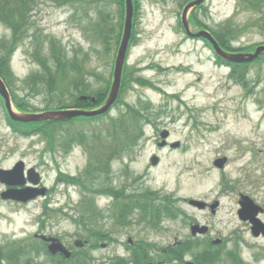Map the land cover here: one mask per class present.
<instances>
[{
	"label": "rangeland",
	"instance_id": "1",
	"mask_svg": "<svg viewBox=\"0 0 264 264\" xmlns=\"http://www.w3.org/2000/svg\"><path fill=\"white\" fill-rule=\"evenodd\" d=\"M100 2L71 0L62 7L55 0H37L35 6H38L39 13H33L34 26L30 28V38L17 50L11 64L14 74L20 80L13 84L15 91L29 101L32 109L37 111L55 106L45 91L28 97L26 92H30V87L23 85L25 78L38 68L31 57L38 36L57 38L70 53L81 50L80 59L85 61L88 72L84 78L90 84V90H94L88 92L104 93L107 90L113 79L117 44L122 30L113 36L112 47L109 42L105 44L101 30H98L100 27L97 26L101 19ZM103 2L104 10L115 23L121 22V5L116 0ZM186 3L187 0H141L140 18L135 27L138 34L128 51L121 100L112 114L118 116L121 112L119 107L127 103L138 105L140 101L151 102L154 123L145 125L146 133L132 166L135 170L149 167L144 185L155 189L160 195L176 198L178 206L188 215L173 221L165 219L162 223L164 229L159 232V236L156 238L155 234L149 233L150 238L157 239L163 248L172 244L176 238L184 240L192 237L191 223H207L211 226L207 241L225 236L230 239L227 249H232L235 237H238L236 235H240L254 245L252 248L240 242L242 256L248 264H264V259H254V254H264V238L253 239L249 228L238 222L229 203L219 214L212 215L183 202V198L207 201L216 199L225 178L230 182L235 180L240 190L252 191L264 202V60L249 68L246 87L230 80V69L217 63L213 50L204 41L185 37L179 20ZM238 3V0H207L204 8L194 12L193 16L201 28V24L219 27L232 17L233 26L240 31L238 40L232 43L233 48L259 45L264 41L258 26L261 14L238 10ZM36 27L37 32H32ZM10 36L11 31L0 24V39ZM132 77L133 80L139 78L140 84L131 83ZM8 79L13 83V77L8 76ZM68 99L65 97V100ZM6 117L0 100V167L12 168L20 159L29 166H39L44 175V183L52 189L50 207L56 210L52 214L49 212L51 217L43 218L46 221L44 231L63 237L74 247L75 238L86 239L89 236L83 224L67 214L80 217L82 188L57 183V174L60 172L58 168L76 177L84 172L90 158L86 145L75 146L68 154H64L62 149L56 153L46 152L47 141L41 135L26 138L15 134L8 127ZM109 121L110 117L101 121L77 119L63 126V129L73 132L88 130L91 133L103 130L109 126ZM164 128L170 130L171 140L181 142L179 149H161L158 146L157 139H160ZM104 136L101 135L100 144L108 146L117 142L113 137ZM38 141L40 143L37 144ZM86 142L90 143L91 140ZM100 147L95 146L96 151H91L96 155L110 152H104L107 150L102 148L104 145ZM153 154L161 157L157 167L151 163ZM222 156L229 158L224 170L214 165L217 157ZM112 167L114 186L119 185L122 163L112 161ZM97 175L95 172L94 176ZM3 190L4 186L0 183V246L8 248L13 242L33 241V234L42 225L40 218L44 199L20 208L1 198ZM111 200L103 196L98 199V206L105 208ZM103 221L101 225L105 231L108 227L106 219L103 218ZM124 231H113L117 240L108 248L91 250V245L85 247L94 258V264H108L111 258L127 256L123 244L135 233L132 230L128 233ZM45 259L41 257L36 261L42 263ZM185 260L194 261V258L189 254Z\"/></svg>",
	"mask_w": 264,
	"mask_h": 264
},
{
	"label": "trees",
	"instance_id": "2",
	"mask_svg": "<svg viewBox=\"0 0 264 264\" xmlns=\"http://www.w3.org/2000/svg\"><path fill=\"white\" fill-rule=\"evenodd\" d=\"M34 1V0H33ZM64 3H67L71 0H63ZM116 3H120L119 0H116ZM101 11L99 12L101 19L98 21L97 26L100 27L98 30H101V35L104 38L105 44L109 42V46L112 47L113 36L115 33L119 32L121 25L119 23H114L113 19L110 17L111 15L104 10L105 4H100ZM239 8L245 9L247 11H256L261 14L258 19V26L260 27V32L264 37V0H240ZM32 8V0H0V22L3 23L8 29L11 30V38L10 39H0V74L5 79L9 75L13 77L10 70L9 62L14 49L18 47L27 37V33L32 26L30 22L29 13ZM122 9V6L121 8ZM192 21L195 24H199V21L196 17H193ZM204 26V24H201ZM213 31L214 36L220 41V44L231 51H243L248 50L249 47H234L232 43L238 39L240 35V31L233 26L232 20H228L221 24L219 27L211 29ZM37 44L36 48H34V52L32 57L41 67L39 72H34L25 83L27 86H30L29 96L39 95L43 91L51 98V104L56 105L58 107H67L70 105H74L78 107H94L96 104H92L90 101H82L77 97L76 92L79 93H87L91 91L90 84L84 78L87 76L88 72L85 69V61L80 59L81 50H76L72 54H69L64 47L60 46V42L57 40H50L47 44L42 36H38L36 38ZM116 42L115 44H117ZM218 63L226 64L230 67L229 78L236 83L247 86L248 80V72L249 67L255 65L256 63L264 60V57L258 59L256 62L251 64H237L226 62L222 59H217ZM133 80V78H131ZM138 83H140V79H136ZM32 82V83H30ZM8 85L12 86V82H7ZM125 84V82H124ZM68 94L74 98L72 100L68 99ZM99 94L98 103H100L104 98V93ZM65 97L68 99L65 100ZM16 104L24 109H30L31 105L29 101L24 98H20L19 95L14 94L13 96ZM48 102L49 100L46 99ZM150 108L148 104L139 103V106L127 105V108L119 107L121 111L115 118H110L109 126L104 127L103 130H95L90 135V132L87 131H79L75 132L76 136L71 132H68L71 140H80V142L84 143L86 140H91L94 146L100 147L99 139L103 132H107L110 137L116 139V143L108 144V146L114 149L113 153H118L121 148L129 145H133L135 142L139 141L143 134V125L145 122H150L151 117H145V112ZM87 121H101L104 118L102 116H98L96 118H85ZM10 124L16 129L24 132V135H29L37 132L44 133L46 137L49 139L50 149H56L57 143L60 139V130L58 126L60 123H45L42 127L41 124L37 123H20L14 122L9 119ZM58 125V126H57ZM93 147V146H92ZM85 190L90 191V186L88 183L84 181L78 182ZM85 206H83V222L85 227L91 225L92 222V205L93 200L92 197H88L86 202L84 201ZM87 228V227H86ZM91 230V229H90ZM97 232V235L100 236L102 232ZM100 233V234H99ZM31 248H36L35 245H32ZM184 248L186 246L178 247L175 249L168 250L166 252V257L180 256L184 253ZM26 248L15 249L10 254L11 258H17L19 255L27 252ZM40 252V250H36ZM209 252L204 259L206 262H213L216 259V254L212 252V250H208ZM141 254L136 252V255L133 256V261L137 264L138 260L147 259V252L140 251ZM79 262L76 264H91L90 255L88 252L83 251L80 254H77ZM65 264V262L63 261Z\"/></svg>",
	"mask_w": 264,
	"mask_h": 264
},
{
	"label": "water",
	"instance_id": "3",
	"mask_svg": "<svg viewBox=\"0 0 264 264\" xmlns=\"http://www.w3.org/2000/svg\"><path fill=\"white\" fill-rule=\"evenodd\" d=\"M203 1L204 0H195L191 3H189L184 9L183 24H184L188 34H190L191 36H194V37L203 36V37L209 39L213 43L216 52L221 57H223L227 60H230V61L247 62V61L254 60V58H256L260 54L264 53V45L259 46L254 53H235V54L228 53L220 47V45L217 43V41L213 38V36L208 31H198L197 33L191 32L190 31V25H189V19H188V12L190 11L191 8L202 3ZM125 3L127 6V15H126L124 36H123L122 43H121L119 53H118V57L116 60L117 66L115 67V72H114V82H113L110 94L108 96V99L105 102V104L103 105V107H101L100 109L91 110V111L80 110V109H67V110L47 111V112H43V113H39V114L27 113V112L26 113H17L14 110H12V102L13 101H11L10 93H9V91L5 85V82L0 78V93L2 94V96H4L6 106L9 109L10 115L13 119L18 120V121H25V122L47 121V120H56V121L57 120H67V119H71V118H73L75 116H79V115H86L89 117L91 115L102 114V113L107 112L110 109V107L116 101L118 94H119L123 65L125 62L126 55H127L126 52H127L128 43H129V39L131 36V29H132V17H133V10H134L133 3L134 2L132 0H126ZM92 100L95 101V98H92ZM167 133H168V131L166 133H164L163 135H166ZM176 145H178V144H175L174 146H176ZM153 162L157 163V159L155 158ZM224 162H225V159H221V160L216 161V164L221 166V165H223ZM23 168H24V162H20L13 169H10L9 171L5 170V169H0V180L2 182H6L8 184L22 183V181L18 182L16 180L20 179L22 177ZM14 178H16V180L12 181V179H14ZM35 183H37V182H35ZM43 192L44 191H41V193L37 192L34 194V192H30L28 190H22V191L9 190V191L3 193L2 195L4 198H12V199L21 200V201H28L29 199L36 197L38 194H43ZM190 203L193 205L200 206V207L203 206L201 201H197V200H191ZM197 228H198L197 226L193 227V233L197 232ZM198 229L200 232L205 231V227L204 228H198ZM45 239L54 241L52 243V245H50V249L53 253H55L56 251H64L66 253V255L69 256L68 251H66V249H64L62 243H60V242L55 243V239H52V238H45ZM187 264H195V263L187 262Z\"/></svg>",
	"mask_w": 264,
	"mask_h": 264
},
{
	"label": "flooded vegetation",
	"instance_id": "4",
	"mask_svg": "<svg viewBox=\"0 0 264 264\" xmlns=\"http://www.w3.org/2000/svg\"><path fill=\"white\" fill-rule=\"evenodd\" d=\"M169 146V145H166ZM34 175V174H33ZM44 183H40V186H43ZM28 186H32L31 183L27 182V184H25V187ZM240 185L236 184L235 180H233L232 182L230 181H224V183L222 184L219 193L217 194L218 197L216 200L214 201H218L219 202V206H218V211L222 210L223 208H225L227 206V204L230 206L231 211L234 213V216L237 218L238 222L242 223V225H245L249 228V230L252 229V224L250 221H242L240 219V214L239 211L241 208L247 207V204H245V202H242V194H246L249 195L250 197H252L256 203H259L262 207H263V212L259 215L260 218L264 221V202L261 201L259 198H257V196L250 192V191H242L239 189ZM143 180L140 178H136V177H131V174L129 172V170L127 168L124 169L123 172V176H122V180H121V186H120V190H121V202L123 203V216H124V220L122 222V227L125 228V230L128 229H133L136 228V230L143 232V233H151L154 232V230H156L157 228V219L155 217L151 218L147 217L144 218L143 216L140 215V213H142L143 208L145 209H150L152 211V202L151 200H147L143 197H145V195H143ZM49 191H47L46 194V198L49 197L50 192L48 194ZM227 199V200H226ZM115 200V199H113ZM211 202V203H212ZM210 202H208V205L205 209V211H210ZM19 205H22V203H17ZM114 209V202L113 204H111V210ZM131 210V211H130ZM114 211V210H112ZM112 211H110V213L112 214ZM109 213V214H110ZM113 217L111 218L108 217L107 219V224L108 227L110 229V236L108 238H106L105 242H101L100 245L108 248L110 245L115 244V241L113 240V236H111V230H113ZM119 226V224H118ZM210 227V226H209ZM260 237H263V235H261ZM243 239V238H242ZM127 242L124 244L127 248V250H129L131 247H135L137 245V240H135L132 237H129L128 240H126ZM243 241L246 242V239H243ZM153 243L151 244V248L155 249L156 246L154 245L155 242H150ZM227 243V238L223 237L221 238V242L219 243V245L222 248V251L224 250L225 246ZM138 244H140V242H138ZM48 246V244H46ZM171 247V246H170ZM62 254H57L56 256H59ZM2 248L0 247V263L2 262Z\"/></svg>",
	"mask_w": 264,
	"mask_h": 264
}]
</instances>
